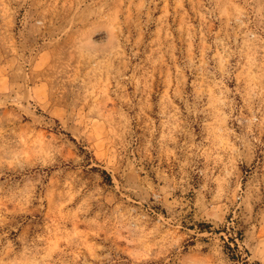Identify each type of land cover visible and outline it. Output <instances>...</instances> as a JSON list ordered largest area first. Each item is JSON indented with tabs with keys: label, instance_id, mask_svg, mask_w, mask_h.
I'll use <instances>...</instances> for the list:
<instances>
[{
	"label": "rangeland",
	"instance_id": "374dc122",
	"mask_svg": "<svg viewBox=\"0 0 264 264\" xmlns=\"http://www.w3.org/2000/svg\"><path fill=\"white\" fill-rule=\"evenodd\" d=\"M0 264H264V0H0Z\"/></svg>",
	"mask_w": 264,
	"mask_h": 264
},
{
	"label": "trees",
	"instance_id": "16d2710c",
	"mask_svg": "<svg viewBox=\"0 0 264 264\" xmlns=\"http://www.w3.org/2000/svg\"><path fill=\"white\" fill-rule=\"evenodd\" d=\"M236 245V244H235ZM229 258L232 260V261H235L236 258H235V254L234 253H230L229 254Z\"/></svg>",
	"mask_w": 264,
	"mask_h": 264
}]
</instances>
